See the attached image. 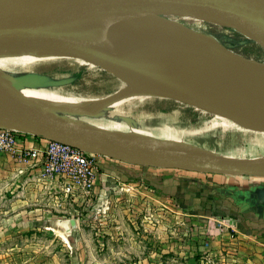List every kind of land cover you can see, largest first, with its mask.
Listing matches in <instances>:
<instances>
[{"label": "rangeland", "instance_id": "1", "mask_svg": "<svg viewBox=\"0 0 264 264\" xmlns=\"http://www.w3.org/2000/svg\"><path fill=\"white\" fill-rule=\"evenodd\" d=\"M169 18L196 26L225 49L264 63V48L236 30L191 16ZM113 34V28H105L98 37L109 43ZM25 55L4 62L1 69L19 87L72 102L71 108L47 111L80 127L140 145L171 148L180 136L218 153L251 147L244 124L234 121L239 127L218 132L205 128L206 120H200L205 111L173 96L132 94L111 103L131 87L123 79L127 73L55 53ZM175 111L182 123L179 130L168 127ZM186 123L192 128H184ZM256 134L264 137V132ZM144 136L148 140H142ZM10 178V173L1 171L0 264H262L264 259V234L249 238L226 230L219 219L188 211L177 200L155 201L147 188L120 186L109 195L90 199L81 195L78 202L68 199L64 208L56 210L44 202L28 201L17 185L9 183ZM160 192L164 194V189ZM45 210L51 211L48 217ZM40 211L43 214L36 215ZM71 219L76 228L67 223ZM60 221L66 225L59 226Z\"/></svg>", "mask_w": 264, "mask_h": 264}, {"label": "water", "instance_id": "2", "mask_svg": "<svg viewBox=\"0 0 264 264\" xmlns=\"http://www.w3.org/2000/svg\"><path fill=\"white\" fill-rule=\"evenodd\" d=\"M146 15L167 19L195 17L236 30L264 48V0H0V47L63 52L108 71L165 82L179 96L176 98L185 103L245 125V119L225 105L170 83L167 76L149 70L136 59L120 57L98 35L91 33L98 24ZM222 48L239 68H264V63ZM0 109L16 125L8 128L120 161L184 171L264 177V159L188 154L153 144L140 145L112 133L80 127L49 111L45 117L37 116L7 94L1 85ZM67 223L76 228L75 220ZM58 225L66 224L60 221Z\"/></svg>", "mask_w": 264, "mask_h": 264}, {"label": "bare ground", "instance_id": "3", "mask_svg": "<svg viewBox=\"0 0 264 264\" xmlns=\"http://www.w3.org/2000/svg\"><path fill=\"white\" fill-rule=\"evenodd\" d=\"M105 28H113L114 34L109 43H104L120 57L136 59L149 70L167 76L170 83L225 105L245 119L247 127L264 132V68L237 67L234 58L211 35L176 19L153 15L123 17L98 24L91 33L97 36ZM31 52H36L34 47H0V66ZM55 54L67 56L63 52ZM123 79L131 87L111 103L124 101L132 94L179 97L165 82L130 74ZM0 85L14 100L40 117L47 116L50 107L64 109L73 106L72 102L57 95L19 87L1 67ZM0 126L16 127L1 109Z\"/></svg>", "mask_w": 264, "mask_h": 264}, {"label": "crops", "instance_id": "4", "mask_svg": "<svg viewBox=\"0 0 264 264\" xmlns=\"http://www.w3.org/2000/svg\"><path fill=\"white\" fill-rule=\"evenodd\" d=\"M178 117L179 114L176 111L170 115L172 121L168 127L172 130L173 128H178L176 130L182 128V123L179 124L177 120ZM204 119L206 120L205 128L216 132L226 127L229 129L239 127L232 120L228 122L226 118L208 112L202 113L200 120L204 122ZM186 124H184V128H192V125L188 127L190 124ZM244 131L248 135L246 137L251 141V147L231 150L242 153L241 155H234L232 152L206 151L200 148L204 146L203 143H191L190 140H182L180 136L171 149L188 154H210L238 159H264V157L260 158V154L264 156V137L256 136V133L263 132L255 130L251 132L252 129L246 128ZM249 133H253V137L249 136ZM142 140H148V138L144 136ZM48 143L49 140L43 137L20 132V148H45ZM90 155L96 160L97 176L93 191L87 196L88 199L109 195L114 191V188L120 186L147 188L151 192L148 194L153 197L152 199L156 198L155 201L165 197L177 200L180 206L188 211L219 219L222 224L227 226L226 230L249 238L253 237V234H264V177L184 171L132 164L100 154L90 153ZM3 170L11 175L9 183L12 186L17 185L16 187L22 195L27 196L30 202H44L46 205L59 210L65 207V202L68 199L72 202H78L81 196L78 192L66 194L64 191L65 181L62 178L44 176L41 163L21 160L16 154L0 156V173ZM1 188L2 182H0V191ZM162 188L164 194L160 192ZM50 212V210H45L44 215L48 217ZM42 214L43 212L40 211L36 215ZM261 261L264 264V259Z\"/></svg>", "mask_w": 264, "mask_h": 264}, {"label": "built area", "instance_id": "5", "mask_svg": "<svg viewBox=\"0 0 264 264\" xmlns=\"http://www.w3.org/2000/svg\"><path fill=\"white\" fill-rule=\"evenodd\" d=\"M19 135L15 129L0 126V156L16 154L21 160L41 163L44 176L65 181L66 194H91L97 165L89 152L55 141H49L45 148H20Z\"/></svg>", "mask_w": 264, "mask_h": 264}, {"label": "flooded vegetation", "instance_id": "6", "mask_svg": "<svg viewBox=\"0 0 264 264\" xmlns=\"http://www.w3.org/2000/svg\"><path fill=\"white\" fill-rule=\"evenodd\" d=\"M227 49V48H226ZM227 50H229V49H227ZM229 51H231V50H229ZM231 52H233V51H231ZM234 53V52H233ZM236 54V53H235ZM238 55V54H237ZM239 56H241V55H239ZM243 57V56H242ZM246 58V57H245ZM249 59V58H248Z\"/></svg>", "mask_w": 264, "mask_h": 264}]
</instances>
